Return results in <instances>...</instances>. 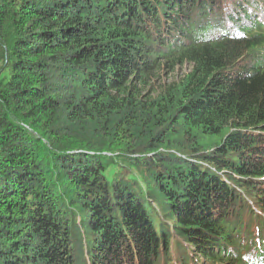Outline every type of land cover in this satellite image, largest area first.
<instances>
[{
  "label": "trees",
  "instance_id": "trees-1",
  "mask_svg": "<svg viewBox=\"0 0 264 264\" xmlns=\"http://www.w3.org/2000/svg\"><path fill=\"white\" fill-rule=\"evenodd\" d=\"M0 264H264V0H0Z\"/></svg>",
  "mask_w": 264,
  "mask_h": 264
},
{
  "label": "rangeland",
  "instance_id": "rangeland-1",
  "mask_svg": "<svg viewBox=\"0 0 264 264\" xmlns=\"http://www.w3.org/2000/svg\"><path fill=\"white\" fill-rule=\"evenodd\" d=\"M185 70H186V67H183V68L179 69L177 71V73H175V75L176 74L177 75H181L183 73V71H185ZM161 77H162V79L158 80L156 82V84H158V83L161 84L163 81L168 80V79H171L173 77V74H169V72L168 73H162ZM173 249H174V252H175V253H173V255L177 256V254H176V248L174 247ZM180 255H181V253H180ZM176 262H178V261L176 260Z\"/></svg>",
  "mask_w": 264,
  "mask_h": 264
}]
</instances>
